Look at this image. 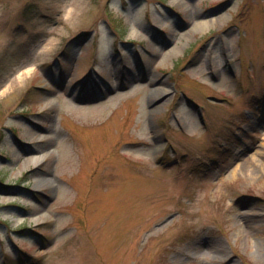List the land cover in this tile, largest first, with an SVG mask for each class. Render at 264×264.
Returning a JSON list of instances; mask_svg holds the SVG:
<instances>
[{
	"label": "rangeland",
	"instance_id": "rangeland-1",
	"mask_svg": "<svg viewBox=\"0 0 264 264\" xmlns=\"http://www.w3.org/2000/svg\"><path fill=\"white\" fill-rule=\"evenodd\" d=\"M0 132V264H264V0H0Z\"/></svg>",
	"mask_w": 264,
	"mask_h": 264
},
{
	"label": "bare ground",
	"instance_id": "bare-ground-1",
	"mask_svg": "<svg viewBox=\"0 0 264 264\" xmlns=\"http://www.w3.org/2000/svg\"><path fill=\"white\" fill-rule=\"evenodd\" d=\"M204 26V23H199L196 25V27H202ZM166 93V88L158 87L153 91V97L157 99L158 97L162 96ZM46 153H42L40 155H32V157L28 160L29 163L38 164L42 159L45 157ZM44 181V178L38 179V183H42Z\"/></svg>",
	"mask_w": 264,
	"mask_h": 264
},
{
	"label": "trees",
	"instance_id": "trees-1",
	"mask_svg": "<svg viewBox=\"0 0 264 264\" xmlns=\"http://www.w3.org/2000/svg\"><path fill=\"white\" fill-rule=\"evenodd\" d=\"M1 133V132H0Z\"/></svg>",
	"mask_w": 264,
	"mask_h": 264
}]
</instances>
